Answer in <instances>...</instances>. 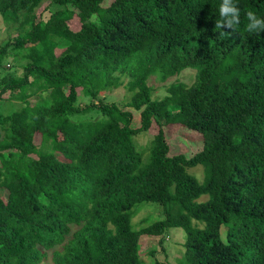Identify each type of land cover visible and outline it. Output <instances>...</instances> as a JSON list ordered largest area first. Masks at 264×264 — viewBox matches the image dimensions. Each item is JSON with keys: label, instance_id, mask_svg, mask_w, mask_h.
<instances>
[{"label": "trees", "instance_id": "1", "mask_svg": "<svg viewBox=\"0 0 264 264\" xmlns=\"http://www.w3.org/2000/svg\"><path fill=\"white\" fill-rule=\"evenodd\" d=\"M42 2L0 0L17 31L0 62H24L0 81V99L23 104L0 117V264H170L144 241L163 250L171 229L186 235L177 264H264V32L246 31L264 0H234V32L215 28L221 0H51L47 20ZM185 71L192 83L153 99ZM120 87L127 105L107 102ZM172 124L199 145L189 156L169 154ZM150 206L159 216L133 225Z\"/></svg>", "mask_w": 264, "mask_h": 264}, {"label": "rangeland", "instance_id": "2", "mask_svg": "<svg viewBox=\"0 0 264 264\" xmlns=\"http://www.w3.org/2000/svg\"><path fill=\"white\" fill-rule=\"evenodd\" d=\"M106 3V2H105ZM59 9L58 6L53 5L51 3V0H43L41 5L36 9V13L41 14L43 20H47L50 13L56 11ZM69 26L72 30L78 31L80 29V22L79 20L74 17L69 21ZM17 31L14 29H9L8 26L4 23L1 15H0V47L4 43V41L7 39H13L16 36ZM11 41V40H10ZM63 47L55 48L54 52L56 55H59L61 51L63 50ZM23 61H19L18 57H16L13 52H8L3 60L0 62V81L4 80L5 82H9L12 80H18L23 75V68L21 67V64H23ZM182 80L186 81L188 83H192L194 80V73L192 71H185L181 74H178L177 76L169 78L168 82L166 84H155L156 81L152 78L151 81L155 84V87H158L157 91L153 95V99H161L164 95L162 92L164 91V87L167 86L169 83H171L174 80ZM78 93L80 95V98L78 99V104L83 105L85 103H88L89 100L87 98H84L81 94V90L78 89ZM47 93H42L40 95L32 96L28 99V102L33 104L40 98H43L44 96H47ZM128 91L125 87H120L114 90H111L104 94V97L107 102H116L118 104L127 105V99H128ZM21 101L18 100H10L7 98H1L0 99V117L9 116L14 111L18 110L20 107H22ZM133 112L134 115V125H139V113ZM180 126L179 124H172L166 128V133L168 135V144H169V154L175 155V154H185L189 156L192 151L199 145H194L193 141L190 137L185 136L184 134H180ZM153 132L143 133L136 137V143L140 146H144L149 139L151 138ZM38 138L36 142H38ZM192 142V146H191ZM195 142H200L199 139ZM188 172L192 175H194L200 182L204 181L205 175H204V168L202 166H197L193 169H188ZM2 196L4 195V191H1ZM205 198H202L204 200ZM151 205V204H148ZM159 208L157 206H150L147 208L140 209L137 213V215L133 219V225H138L140 222L145 219L147 216H152L153 218L159 216ZM171 234H169V244L164 243L162 245V248L160 247L159 240L157 238H148L144 241L145 245L148 244L147 241H149V245L152 246V249L156 250V257L158 258L160 262L164 261L163 259H166L167 262L170 264H177V260L181 258L183 255V249L181 247V243L185 241L186 235L185 232L181 229H171ZM144 262L146 264H153V261L150 259L148 255L144 256ZM42 264H51L50 256L48 257L47 261Z\"/></svg>", "mask_w": 264, "mask_h": 264}, {"label": "clouds", "instance_id": "3", "mask_svg": "<svg viewBox=\"0 0 264 264\" xmlns=\"http://www.w3.org/2000/svg\"><path fill=\"white\" fill-rule=\"evenodd\" d=\"M218 11L219 19L215 22V28L231 29L234 32L235 27L240 24V9L234 0H221ZM246 19L248 21L246 25L248 33L260 34L264 32V18L258 17L253 11H248ZM223 35H230V33H223Z\"/></svg>", "mask_w": 264, "mask_h": 264}]
</instances>
